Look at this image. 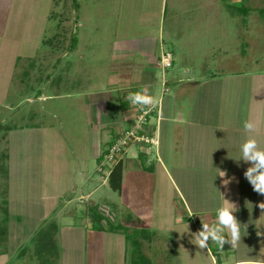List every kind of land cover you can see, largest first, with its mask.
<instances>
[{
	"label": "rangeland",
	"instance_id": "374dc122",
	"mask_svg": "<svg viewBox=\"0 0 264 264\" xmlns=\"http://www.w3.org/2000/svg\"><path fill=\"white\" fill-rule=\"evenodd\" d=\"M113 3L112 0H102L100 8L96 9L92 8L94 5L91 0H0L2 236H5L6 231L5 210L7 219L9 216L13 219V226L10 223L7 226V234L11 237L17 235L19 239L36 231L54 217L62 216L65 221L60 222L70 223L73 218L71 214L73 216L75 213L78 222L81 221L80 210L74 209L80 206L78 202L66 206L63 204L64 201L76 199L78 196L77 191L81 183L78 171H84L87 167L93 168L90 148L92 149V143L96 142L97 137H100L98 141L102 148L98 155L96 173L100 175V184H105L98 192L97 204L103 211L107 210L105 213L111 210L108 206L114 210L120 208L117 192L109 188L110 169L102 173L98 171L99 163L102 162L99 157L104 155L102 151L108 149L106 145L111 143L114 137L110 129L113 128L111 121L118 120L117 98L120 93L124 96L123 92L119 93L109 87V76L113 69H119V59L115 60L117 63L112 59L121 56V49L134 50L143 43L130 41L121 45L114 42V37L123 36L125 33L129 35L136 34L137 31L144 32L146 27L135 23L136 15L128 8L140 6L139 0H133L132 5L123 11V16L122 13L115 15ZM214 5L210 13L211 19H215L216 30L213 31L212 25L209 32H204L202 28L194 44L197 43V46L202 48L205 40L208 41L207 45L216 46V49L209 53V61L207 57L201 56L191 68L180 65V78L192 76L204 85L202 93L207 92L212 101H215L210 109L212 111L218 104L215 93L208 89L209 85L216 88L218 83H222L223 95H227L231 84L229 79L239 70L242 74L264 75V0H215ZM156 7L155 1H149L148 4L142 5L141 10L147 8L156 11ZM200 12L201 10L198 13ZM169 13L167 0L166 22ZM177 69L179 67L175 66L163 71L172 73ZM187 69L189 70L185 73ZM157 74L159 77L158 72ZM211 75L215 76L211 78ZM210 79L212 81L209 83ZM167 86L172 93L173 85ZM181 86L187 89L178 99L180 113L187 118L188 108H191L193 101L205 95L200 93L201 85L194 93L190 90V85ZM101 98H109L110 101L108 104L102 103ZM123 100L122 98L120 101ZM107 105L110 116L109 121L104 122L99 114ZM138 122L139 118L137 124ZM242 123L243 120L238 121L239 125ZM213 135L217 137L216 132ZM211 140L214 145L213 137ZM136 145L142 146L140 142ZM130 146L125 148L124 155L128 153ZM137 146L133 147L132 151L138 152ZM148 146L145 148L149 149V157L139 156L134 163L136 162L139 168L151 166L150 170H154L152 182L144 190H148L151 185L149 193H146L148 206L152 208V222L160 229V234L155 232L153 227L146 235L151 238L155 232L157 234H154V242L158 239L166 240L169 245V250L165 253L167 264H180V258L174 257L178 253L180 257V251L174 252L176 244L173 241L176 236L180 237L181 232L180 225L174 220L175 216H188L191 221L199 222L200 227L201 221L210 217L214 220L215 214L203 208L223 200V194L226 195L224 199L229 202H237L236 195L241 193L240 169L236 163L225 161L224 147L217 149L212 155L206 154L207 151L202 149V155L195 150L193 156L188 159L180 157V164L176 165L180 176H173L169 172L172 175L170 176L164 172L157 160L159 147ZM121 161H125L124 156ZM219 171H225L226 176L222 177L223 173ZM231 171L239 178L224 185L222 181L228 179ZM144 181L147 179L144 178ZM185 202L191 208L204 211L189 215ZM260 203H264L263 195H260L258 204ZM84 209L81 208L83 213ZM91 209L96 210L97 207H90L89 217L92 214ZM253 214L257 215V218ZM126 215L125 212L122 213L123 219L111 220L115 225H124L122 231L114 237H120L121 240L124 236L129 245H132L138 238V233L134 227L127 225L128 222H134ZM234 215L242 225H247L246 233L242 232L243 236L236 247L231 246L232 252L229 255H219L215 250L217 246L210 241L208 250L211 255L218 254L222 262L226 261L225 255L230 262L264 260V209L260 208V217L257 212L252 213L251 209L235 212ZM16 219L20 221L16 222ZM11 242L10 239L9 248L12 247ZM30 244L31 242H28L22 247V253L26 256L32 249ZM46 244L41 243L39 248L34 250L40 254ZM135 246H130L132 252ZM6 249L7 247L0 243V253L6 254ZM202 252L203 249H200V264H211ZM127 255L129 256V253ZM6 257L4 264H34L26 258H23L26 259L23 261L18 254L14 255V252L6 254Z\"/></svg>",
	"mask_w": 264,
	"mask_h": 264
},
{
	"label": "crops",
	"instance_id": "0c3cea01",
	"mask_svg": "<svg viewBox=\"0 0 264 264\" xmlns=\"http://www.w3.org/2000/svg\"><path fill=\"white\" fill-rule=\"evenodd\" d=\"M132 1L112 0L114 2L112 9L116 16H119L120 13L123 16V11L129 8L131 13L136 15L135 23H138L140 27H146V29L144 32L137 31L136 34L126 35L125 33L123 36L114 37V42H118L121 45L130 41H140L143 44L134 50L121 49V56H114L115 58L112 59V61L119 59L117 62H120V64L119 69L116 68L110 72L109 87L119 93L123 92L124 96L120 93L117 98L119 100V113L118 120L115 122L111 121L113 128L110 130L114 134L111 143L114 142L116 136L120 137L121 134L135 130L137 119L143 116L146 121L145 126H143L145 132L149 136L154 137V141L157 142L152 147H159L157 160L166 174L170 176L176 175V177L180 176V171L176 166L180 164V157L188 159L193 156L195 150L196 153L202 155L204 149L207 151L206 154L210 153L212 155L214 151L224 147L226 149L224 154L226 156L225 161L236 163L240 169L241 193L236 195L237 202L234 203L238 208L237 212L251 209L252 213L257 212L260 217L258 203L261 194L254 192L243 176L244 171L250 165L234 159L238 158L239 145L245 139L257 138L260 141V146L264 148V75L257 73L252 75L242 74L239 70L229 79L231 84L227 95H223L222 83H218L216 88L213 85H209L208 89H211L217 98L218 107L213 109L216 113L214 114V111L210 109H212L211 107L215 101H212L213 99L210 98L207 92H203L205 96L202 95L204 85L202 86L201 82L199 83L192 76L180 78V65L185 68H191L199 61L201 56L207 57V61H209V53H213L216 49V46L207 45L208 41L206 42L205 40H203V49L197 46V43L196 45L194 44V41L199 38L202 28L204 32H209L212 25L213 31L216 30L215 19H211L210 13L212 8L215 7V0H168L170 13L167 17V22L165 20L167 0H139L140 6L127 8V6L132 5ZM149 1H155V4H157L156 11L155 9L148 10L147 8L141 10L142 5L144 3L148 4ZM101 2L102 0H91V4L94 5L92 8H100ZM210 3H212V6H210ZM200 10L201 12L198 13ZM164 54L171 57L172 65L169 68L178 66L179 69L172 73L164 72L163 70L168 69L163 68L161 63V58ZM214 76L211 75V78ZM211 81L212 79H210L209 83ZM167 84L173 85L171 86L172 93ZM180 84L190 85V90H193V93L198 86H202L200 92L202 96L200 95L201 97L194 100L191 108H188L187 118L180 113V103L178 102L180 94L184 95L187 88L182 87ZM137 91L151 95L155 103L142 107L132 105L126 99L127 94ZM193 93H191V96ZM122 98L124 100L120 101ZM100 100L102 103L106 102V104L110 101L109 98H101ZM104 109H101L99 116L101 115V120L108 122L110 116L108 105ZM240 120H243L242 125L238 124ZM245 122L252 123L253 128L245 131ZM214 132L217 133V137L213 135ZM212 137L214 145L211 140ZM99 139L100 137H97L96 142L92 143V149L90 148L91 158L94 161L93 168L89 169L87 167L84 171H78L81 183L79 191H77V198H70L64 201L63 204L66 206L78 202L80 206L74 207V209L76 208L75 211L80 210L81 221L78 222L75 213L73 216L71 214L73 218L70 223L60 222L65 221L62 220V216H60L61 218L54 217L46 224H42L36 231L30 232L24 235L22 239H19L17 235L11 237L7 234L9 223L13 226V219L9 216L6 222V234L1 242L7 247V255L14 252V255L18 254V257L22 260L26 258L27 260H32L34 264H40L39 262L42 258L49 264H138V261L140 264H167L165 253L169 250L168 242L162 239H158L159 242H154V234H160V229L152 222L154 214L151 206H148L149 199L146 193H149L151 185L148 190H144L145 187L151 184L154 170H150L151 166L149 168H139L135 164L136 162L134 163L139 156L148 158L149 154L143 151L144 148L142 146H137L135 143L130 146V150L124 155L121 188L120 192H117L120 208L114 210L108 206V209L112 210H108V215V213H105L107 210L103 211L102 207L97 204L99 201L98 192L105 185L104 183L100 184V175L96 173L98 155L100 154V148H102L98 141ZM111 143L106 146L109 148ZM180 143H182L181 154ZM135 146L138 147L141 153L138 151V154V152L132 151ZM146 162H148V159ZM230 173L232 174L227 176L228 178L232 177V180H238L239 176L234 175V171ZM144 178L147 181H144ZM223 195V197H226L225 194ZM56 199H58L57 195ZM223 202L220 199L215 205H209L203 209L215 214V209ZM185 206L189 215L190 213L204 211L203 209L191 208L186 202ZM90 207H97V212L107 218L108 222L116 226L117 229L106 231L108 222L102 220L100 225L105 231L93 230L92 219L88 215ZM81 208H85L84 213ZM125 212L126 216L134 222L133 224L128 222L127 225L131 228L134 227L138 233V238L132 244L136 245L133 252L130 247L132 245H129L128 239L124 236L121 237V240L120 237H114L115 234L122 231L119 227H124V225H115L111 220L123 219L122 213ZM253 215L257 218V215ZM183 218L188 224L190 232H196L200 229L199 222L191 221L188 216H183ZM19 221L20 219H16V222ZM205 221L212 222L213 220L210 217L201 221L200 224ZM178 224L181 230L180 237L176 236L175 240L172 241L176 244V248H173L174 252L180 251V257H178L179 253L174 257L176 259L180 258V264H186L187 262L195 264L197 261L196 264H200V249L189 242L190 237L188 235L182 234L185 231L184 224ZM48 225L56 226L52 242L54 247L49 246L48 251H42L41 255V253L38 254L34 250L36 247L32 240L40 229ZM153 227L157 233L153 231L154 233L150 238L146 234ZM10 239L12 241L11 248H9ZM28 242H31L32 249L27 252L28 255L26 256L22 253V247ZM218 249V247L215 248L219 255L223 253L229 255L232 252L231 245L227 243L224 245L223 250ZM128 253L129 256H126ZM202 253L206 260L209 258L211 264H264V260L252 261L251 259L230 262L227 261L226 255L224 257L226 261L222 262L218 254L211 255L210 251L206 249H203ZM6 254L0 253V264L6 263ZM214 256H216L215 259ZM26 259L23 261H26Z\"/></svg>",
	"mask_w": 264,
	"mask_h": 264
},
{
	"label": "clouds",
	"instance_id": "9594fccd",
	"mask_svg": "<svg viewBox=\"0 0 264 264\" xmlns=\"http://www.w3.org/2000/svg\"><path fill=\"white\" fill-rule=\"evenodd\" d=\"M126 99L132 105L141 107L155 103L151 95L143 94L140 91L129 92ZM252 128V123H244L245 131L251 130ZM234 160L238 162L242 161L250 165L244 171L243 176L254 192L264 195V148L260 146V141L257 138L245 139L239 145L238 158ZM219 172L223 173L222 177L226 176L225 171ZM232 179V177H229L228 179H224L222 183L228 185ZM223 201L215 209V219L212 222L205 221L201 223L200 229L196 232L189 231L188 224L182 216H175V222L184 224L185 226V231L182 234L188 235L190 237L189 242L198 249L208 250L210 241L214 242L221 250H223L226 243L232 247H236L241 241V237L243 236L242 232L246 233L247 225H242L234 215L238 211L236 205L224 199V197ZM259 207L264 209V203H260ZM226 231L227 234H225Z\"/></svg>",
	"mask_w": 264,
	"mask_h": 264
},
{
	"label": "built area",
	"instance_id": "2783aa9c",
	"mask_svg": "<svg viewBox=\"0 0 264 264\" xmlns=\"http://www.w3.org/2000/svg\"><path fill=\"white\" fill-rule=\"evenodd\" d=\"M161 63L163 68H169L172 65V61L169 55H164L161 58ZM137 124V123H136ZM138 126L135 127V130H131L120 137L115 139L114 143L107 149V152L102 155L100 159L101 163H99V172L102 173L106 169H110L108 172L112 170L114 165L121 161V158L124 156L125 148L130 146L131 144L141 143L142 147L144 148L143 151L149 154V149L145 146L149 145H156L157 142L154 141V137L149 136L145 132V118L141 116L139 118ZM148 146V147H149Z\"/></svg>",
	"mask_w": 264,
	"mask_h": 264
},
{
	"label": "trees",
	"instance_id": "16d2710c",
	"mask_svg": "<svg viewBox=\"0 0 264 264\" xmlns=\"http://www.w3.org/2000/svg\"><path fill=\"white\" fill-rule=\"evenodd\" d=\"M112 144L113 143H111V145ZM106 152H107V150L105 152H103V154H105ZM99 158L101 159L102 155H100ZM122 171H123V163H122V161H120L116 165H114V167L112 168V170L110 171V173L108 175L109 188L112 191H114V192H120ZM4 203H6V202H4ZM4 214H5L4 223L6 224V222H7V210L4 211ZM91 219H92V228H93V230L100 231V232L105 231L103 229V227L100 225V222L102 220H105L106 222H108V220L103 215H101L96 210H92ZM116 229H117L116 226H113L112 224H110L108 222V228H107L106 231H112V230H116ZM119 229H123V228L119 227ZM55 232H56V226L55 225H48L45 228L40 229L36 233L35 237L32 240V242L34 243V246L36 248H39V245L41 243L43 245V243L45 242L47 244L44 246V249L42 248V250H43V252H47L48 251V245H51V246L54 247V244L52 242H53V237H54V233ZM5 234H6V231H5ZM41 236H43V237H41ZM0 237L3 240L5 236L0 235ZM2 240H0V241L2 242ZM48 242H49V244H48ZM41 255H42V253H41ZM37 256H38V254H37ZM43 260H44V258L40 259L39 263L41 264L43 262ZM42 264H49V263L47 261H45V263H42Z\"/></svg>",
	"mask_w": 264,
	"mask_h": 264
}]
</instances>
